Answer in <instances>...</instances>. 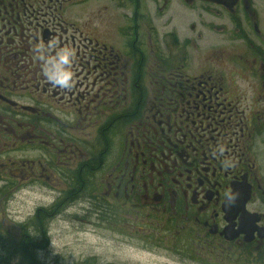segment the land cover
Instances as JSON below:
<instances>
[{"label": "flooded vegetation", "instance_id": "flooded-vegetation-1", "mask_svg": "<svg viewBox=\"0 0 264 264\" xmlns=\"http://www.w3.org/2000/svg\"><path fill=\"white\" fill-rule=\"evenodd\" d=\"M255 2L0 0V264H63L58 222L80 204L163 233L181 264H264ZM62 48L69 89L43 75Z\"/></svg>", "mask_w": 264, "mask_h": 264}, {"label": "rangeland", "instance_id": "rangeland-1", "mask_svg": "<svg viewBox=\"0 0 264 264\" xmlns=\"http://www.w3.org/2000/svg\"><path fill=\"white\" fill-rule=\"evenodd\" d=\"M255 1L264 13V0ZM19 202L27 208L32 198L25 196ZM81 206L69 209L66 219L58 222L62 234L54 242L63 264H181L177 244L167 242L163 233L123 235L112 228L109 217L85 213Z\"/></svg>", "mask_w": 264, "mask_h": 264}, {"label": "clouds", "instance_id": "clouds-1", "mask_svg": "<svg viewBox=\"0 0 264 264\" xmlns=\"http://www.w3.org/2000/svg\"><path fill=\"white\" fill-rule=\"evenodd\" d=\"M73 61V51L70 48H62L56 52L52 59L46 62L43 69L45 79L54 86L62 89H69L73 85L74 73L68 66ZM225 166H229V162H224Z\"/></svg>", "mask_w": 264, "mask_h": 264}, {"label": "bare ground", "instance_id": "bare-ground-1", "mask_svg": "<svg viewBox=\"0 0 264 264\" xmlns=\"http://www.w3.org/2000/svg\"><path fill=\"white\" fill-rule=\"evenodd\" d=\"M218 3H219V2H218ZM85 191H86V190H85L84 188H82V189H80L79 191H77L76 194L74 195V199H73V200H71V199H67L68 204L76 203V202H77V197L83 196L84 193H85ZM5 204L8 205V206H7L8 210L13 211V209L16 208V205H15V204H11L10 199H9V200H7V198L4 199V200H3V205H5Z\"/></svg>", "mask_w": 264, "mask_h": 264}, {"label": "water", "instance_id": "water-1", "mask_svg": "<svg viewBox=\"0 0 264 264\" xmlns=\"http://www.w3.org/2000/svg\"><path fill=\"white\" fill-rule=\"evenodd\" d=\"M209 1H213V2H219V3H222V4H225L226 6H232L236 0H209Z\"/></svg>", "mask_w": 264, "mask_h": 264}]
</instances>
